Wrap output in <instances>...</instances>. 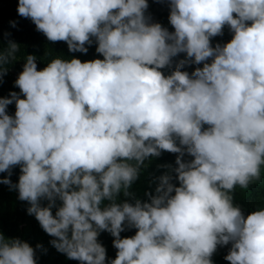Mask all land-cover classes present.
<instances>
[{
  "label": "clouds",
  "instance_id": "1",
  "mask_svg": "<svg viewBox=\"0 0 264 264\" xmlns=\"http://www.w3.org/2000/svg\"><path fill=\"white\" fill-rule=\"evenodd\" d=\"M167 2L174 31L150 22L148 0H18L49 42L86 54L95 41L103 59L38 69L26 56L19 93L0 97V185L79 264H213L229 244V264H264V203L245 215L235 202L264 177V0ZM225 26L232 39L213 46ZM19 48L0 49V82ZM162 152L177 154L174 175L142 201L132 186ZM42 247L0 232V264H37Z\"/></svg>",
  "mask_w": 264,
  "mask_h": 264
},
{
  "label": "trees",
  "instance_id": "2",
  "mask_svg": "<svg viewBox=\"0 0 264 264\" xmlns=\"http://www.w3.org/2000/svg\"><path fill=\"white\" fill-rule=\"evenodd\" d=\"M4 7L0 8V49H7L9 41L17 43L20 48L16 53V58L9 64H5L7 68L6 74L0 82V97H8L9 93L15 91L19 93V89L15 87L13 80L8 72L11 68L22 65L25 62L26 56L33 54L37 57L39 69H43L48 62L54 58L70 59L78 58L82 62L93 59H103L95 49L97 47L95 41L88 47L87 53L69 52L65 42L51 43L39 31L36 30L34 23L30 19L22 18L17 13L18 0H2ZM149 7L145 13L149 16L150 22H158L169 31H174L169 23L168 16L170 12L167 0H148ZM10 21H16V26L12 27ZM233 34L227 26L223 29V35L212 38V44H223L226 38ZM185 58V54L181 53L174 58V63L179 59ZM195 67L201 65L186 66L184 69L191 73ZM172 69L165 68L162 71L165 75L169 74ZM23 98V97H21ZM10 115L15 113V104H11L7 109ZM206 127V126H205ZM177 154L162 152L160 157L151 158L146 161L147 167L141 171L139 179L133 184L131 191L136 198L146 201L148 197L146 192L155 194V188L159 183L158 177L164 173L174 175L172 169L176 167L175 159ZM185 160L192 159L189 156L184 157ZM20 168L16 166L12 170L11 180L15 184L18 182ZM7 176V173H0V177ZM176 186H179L177 180L172 181ZM126 199L122 195L120 201ZM235 202L240 204L247 215L251 210L259 207L264 203V177L261 182L252 185L248 190L236 189ZM42 205L47 204V201H41ZM59 204V201L57 202ZM28 203L18 199V191H10L8 186L0 185V232L7 238L19 237L27 241L34 249L37 244H41V249H36L37 264H79L78 261L68 260L65 254L58 252L50 243L54 237L49 236L39 225V222L33 215L27 213ZM56 209H53V214ZM134 228H127L121 233V237H130L135 234ZM113 239L108 232H102L98 241L106 248L107 257L109 260L115 259L116 249L113 247ZM231 244L226 246H218L216 252L212 256L213 264H229L224 257L228 254Z\"/></svg>",
  "mask_w": 264,
  "mask_h": 264
},
{
  "label": "built area",
  "instance_id": "3",
  "mask_svg": "<svg viewBox=\"0 0 264 264\" xmlns=\"http://www.w3.org/2000/svg\"><path fill=\"white\" fill-rule=\"evenodd\" d=\"M4 7V3L2 2V0H0V8ZM232 39V36L229 37V38H226L223 42V44L229 42L230 40ZM37 65H38V69H39V64L37 62ZM23 70V64L22 65H18V66H15L13 68H11L8 72V75L13 79V80H16L19 73Z\"/></svg>",
  "mask_w": 264,
  "mask_h": 264
}]
</instances>
